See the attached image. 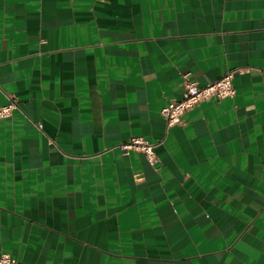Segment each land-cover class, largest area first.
Returning a JSON list of instances; mask_svg holds the SVG:
<instances>
[{"label":"crops","instance_id":"0c3cea01","mask_svg":"<svg viewBox=\"0 0 264 264\" xmlns=\"http://www.w3.org/2000/svg\"><path fill=\"white\" fill-rule=\"evenodd\" d=\"M231 98L167 128L183 75ZM0 255L264 264V0H0ZM132 137L156 144L124 154Z\"/></svg>","mask_w":264,"mask_h":264},{"label":"built area","instance_id":"2783aa9c","mask_svg":"<svg viewBox=\"0 0 264 264\" xmlns=\"http://www.w3.org/2000/svg\"><path fill=\"white\" fill-rule=\"evenodd\" d=\"M234 73L235 70L227 71L220 78L205 86H199L195 80L183 75L181 98L168 102L160 110V115L165 121L167 128L182 125L184 115L204 102L231 98L235 93L233 86ZM16 108L17 102L14 99H10L7 104L0 106V120L11 117L13 110ZM155 146V143L143 138L132 137L118 147L124 154L129 151L143 154L146 162L150 166L155 167L158 162L154 152ZM0 264L20 263L12 259L8 254H1Z\"/></svg>","mask_w":264,"mask_h":264}]
</instances>
